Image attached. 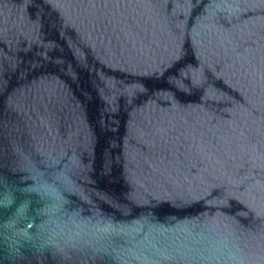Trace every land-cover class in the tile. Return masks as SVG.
I'll return each instance as SVG.
<instances>
[{
	"label": "water",
	"instance_id": "water-1",
	"mask_svg": "<svg viewBox=\"0 0 264 264\" xmlns=\"http://www.w3.org/2000/svg\"><path fill=\"white\" fill-rule=\"evenodd\" d=\"M0 264H264V0H0Z\"/></svg>",
	"mask_w": 264,
	"mask_h": 264
}]
</instances>
